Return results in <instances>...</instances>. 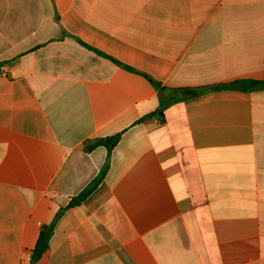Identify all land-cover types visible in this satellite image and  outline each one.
Listing matches in <instances>:
<instances>
[{
    "label": "crops",
    "instance_id": "1",
    "mask_svg": "<svg viewBox=\"0 0 264 264\" xmlns=\"http://www.w3.org/2000/svg\"><path fill=\"white\" fill-rule=\"evenodd\" d=\"M237 80L264 81V0H0V264H264Z\"/></svg>",
    "mask_w": 264,
    "mask_h": 264
},
{
    "label": "trees",
    "instance_id": "2",
    "mask_svg": "<svg viewBox=\"0 0 264 264\" xmlns=\"http://www.w3.org/2000/svg\"><path fill=\"white\" fill-rule=\"evenodd\" d=\"M217 88V87H216ZM218 88H231V89H240L244 91H250L258 88H264V81H257V80H237L235 82H232L230 84L219 86ZM183 90V89H182ZM187 91V90H184ZM120 139V135H116L110 138H106L104 140H100L96 142L95 145H105L108 150H111L116 146ZM104 170L101 172V174L95 179L81 194L79 199H84L86 196H88L97 186V183L100 181L104 174ZM78 200H75L74 203H77ZM52 226L47 227L46 229L42 230L38 239V242L33 249L32 252V261L36 263L41 259L43 254L47 251L49 246V240L52 235Z\"/></svg>",
    "mask_w": 264,
    "mask_h": 264
}]
</instances>
